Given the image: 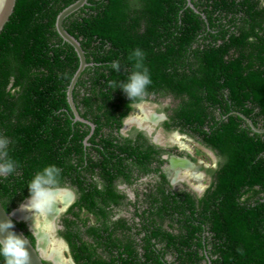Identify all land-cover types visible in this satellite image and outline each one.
Instances as JSON below:
<instances>
[{
  "label": "trees",
  "instance_id": "trees-1",
  "mask_svg": "<svg viewBox=\"0 0 264 264\" xmlns=\"http://www.w3.org/2000/svg\"><path fill=\"white\" fill-rule=\"evenodd\" d=\"M77 1L18 0L0 34V138L10 141L17 164L0 176L7 212L54 165L59 186L77 195L60 233L76 264H264V134L237 115L264 129V0H192L196 9L187 0H88L65 28L91 64L74 101L94 133L74 120L68 89L80 60L56 27ZM137 48L152 83L130 101L118 87L134 70ZM152 96L177 102L163 109L167 130L216 154L202 196L173 187L163 171L168 151L146 133H121ZM145 178L151 181L139 192ZM120 185L135 188L136 200ZM18 226L35 246L27 225Z\"/></svg>",
  "mask_w": 264,
  "mask_h": 264
},
{
  "label": "clouds",
  "instance_id": "clouds-1",
  "mask_svg": "<svg viewBox=\"0 0 264 264\" xmlns=\"http://www.w3.org/2000/svg\"><path fill=\"white\" fill-rule=\"evenodd\" d=\"M130 59L135 60L134 70L128 76L127 82L120 83L118 88L121 89L126 94V96L130 101L140 100L147 95V88L148 86L151 85L152 80L149 74V70L144 64L145 53L141 49L137 48L131 54ZM110 67L114 69L116 72H119L120 71L119 61H114L110 65ZM111 86L114 88L117 87L115 82H112ZM9 143L10 141L6 137L0 138V176H4V177H7L8 175L15 172L17 167L16 162L9 157V150H8ZM187 150H188V155H191L193 158H196L195 156H193L192 152L189 149ZM182 159L191 161L192 165L195 163L189 157ZM59 174H60V169H58L54 165L44 168L42 172H38L35 175V177L31 180L28 186L30 198L27 199L19 208L15 210L24 208L30 213H32V215H39L42 217H47L51 213H53L56 210L57 204L61 202L62 195L67 192H73L70 189L61 188L59 186V179H58ZM202 190L203 192L206 191L205 188H203ZM132 200L135 201L136 199L132 197ZM75 202L76 201L74 200L67 209L60 211L59 215H57V217L55 218L54 224H55L56 237L58 234L60 235V233L65 229L63 219L68 216V212L75 204ZM65 212L67 213L62 217V214ZM127 215H128L127 212L125 215L121 213V216H127ZM59 216L61 217L59 224L63 229H59V226H57L56 223ZM94 221L95 220L92 217V222ZM23 223L27 224L25 221ZM12 227H14V225L9 220L6 223L0 224V232H4ZM62 243H64V245L68 247L70 258H73L69 244L66 242L64 238ZM26 244H28L26 239H21L11 232H9L3 239H0V255L3 256L5 264H29L30 254L25 247ZM64 258H65V254H64Z\"/></svg>",
  "mask_w": 264,
  "mask_h": 264
},
{
  "label": "water",
  "instance_id": "water-1",
  "mask_svg": "<svg viewBox=\"0 0 264 264\" xmlns=\"http://www.w3.org/2000/svg\"><path fill=\"white\" fill-rule=\"evenodd\" d=\"M17 1L18 0H0V34L3 32V30L5 29L6 25L8 24V22L10 21V18L12 17V15L14 14L16 5H17ZM188 1V5L193 8L196 9L192 0H187ZM88 4V0H78L76 3L72 4L71 6H69L68 8H66L64 11H62L57 19V23H56V27H57V31L59 33V35L62 37V39L69 43L76 51L79 60H80V66L79 69L77 71V73L75 74L69 89H68V103L70 105V108L75 116L74 120L76 122H82L85 123L87 125H89L92 128V133L95 131L96 127L95 125L84 119L81 115L80 112L75 104L74 101V91L75 88L82 76V74L84 73V71L86 70L87 67H89L91 64L88 63L87 61V57H86V53L83 49V46L80 42V40L76 39L74 36H72L67 29L65 28V21L68 17H70L72 14L78 12L79 10H81L82 8H84L86 5ZM237 115L241 116L250 126V128L256 132V133H260V134H264V129L258 128L255 126V124L253 123L252 120H250L249 118L245 117L244 115L237 113ZM90 139V137H88L87 141H86V145H90L88 143V140ZM209 153L211 155H213L214 158H216L217 161V156L212 152L209 151ZM174 159H178V158H174ZM174 159L172 160V163L174 161ZM182 159V158H180ZM191 162V161H190ZM72 194L73 197V201L75 200V194H73L74 192H70ZM17 210H14L11 213H8L7 210L5 209V207L3 206V204L0 202V224L6 223L9 220L13 223L14 227L7 229L4 232H0V239H3L9 232L14 233L17 237L21 238V239H26V241L28 242V244H26V249L30 254V262L29 264H45L46 262H52L53 264H57L54 260L51 261L50 258H47L45 254H43V252L39 249V239L36 235V233L33 231V234L35 235L36 239H37V244L34 246L32 244V242L29 240V238L26 236L25 232L18 226V223L20 222H27L26 220H24L23 218H19L16 217L14 215V213ZM29 224V223H28ZM30 226V224H29ZM67 251L68 247H67ZM70 263L71 264H75L73 258H70Z\"/></svg>",
  "mask_w": 264,
  "mask_h": 264
},
{
  "label": "flooded vegetation",
  "instance_id": "flooded-vegetation-1",
  "mask_svg": "<svg viewBox=\"0 0 264 264\" xmlns=\"http://www.w3.org/2000/svg\"><path fill=\"white\" fill-rule=\"evenodd\" d=\"M153 101L152 102H154V103H156V104H158V105H160V106H165L166 104H168V106H170V107H172V108H174L175 107V104L177 103H175L174 104V100L171 98V97H169V98H157V97H154V96H152V98H151ZM147 102V101H146ZM146 102H143L142 104H139L138 106H136V112H138V114L140 113L141 115L140 116H145L142 112V105H144V103H146ZM167 106V107H168ZM141 108V109H140ZM166 108V107H165ZM156 109V107H151V109L150 110H147L146 112L148 113V112H153L154 113V115H155V117L158 115V113H156L157 111L158 112H161V110L163 111V109H157V111L155 110ZM138 110V111H137ZM156 111V112H155ZM136 112H134V113H132L131 115H130V117L128 118V119H126V121H125V123H124V128L121 130V133L123 134V136H125V137H129L130 135H131V132L134 130V129H137V131L138 132H144V133H146V136L150 139V141H151V143H153V144H155V145H157V146H159V147H161V148H163V149H165V150H167L168 151V153L167 154H165L162 158L164 159V160H167L168 162H166L164 165H163V171L168 175V179L171 181V184L173 185V187L175 188V189H183V190H190V191H193V192H195L196 194H198L199 196H202L203 195V190H199L198 188L197 189H194L193 188V186L190 184V181H188L187 179H181V178H179L178 176L180 175V174H178V172L179 173H181L182 172V170L180 169V171H177V173H176V171H174V173H172V171L170 170V168H175V166H174V164L175 163H177V161L178 160H184V159H180L181 158V156L180 155H178V153L180 154V153H182L180 150H179V148L177 149H173L172 147H173V143L172 142H170V143H167V142H165L164 141V139H163V135L162 134H160V136H163L162 138L160 137L159 139L157 138V136H158V134H159V132L160 133H163V132H165L164 134H166V133H168V131H166L167 129H166V127L164 126V124L169 120V114L170 113H167V112H165V111H163L164 112V114H163V116H164V119H161L157 124H156V122L154 123V122H150L151 124H156V125H153L154 127H152V128H145V127H143V126H140L139 125V123L138 122H133V120H135V119H139L138 118V116L136 115L135 116V113ZM167 113V114H166ZM166 114V115H165ZM135 118V119H134ZM157 118V117H156ZM156 118H155V121H156ZM89 121V120H88ZM146 125V124H145ZM162 125V126H161ZM162 127V128H161ZM127 129H128V131H127ZM162 129V131H160ZM127 131V133H125L124 131ZM137 132V133H138ZM94 133V132H93ZM174 133L176 134H178V135H180V134H182L181 133V131L180 130H174ZM188 136H189V134H188ZM190 140H193V141H195V144H196V149H198V150H201V151H204V149H206L207 151H212V150H209V149H207L205 146H203L200 142H199V140L198 139H195V138H193V137H191L190 136ZM185 145V144H184ZM183 145V147H186V145L184 146ZM175 146V145H174ZM171 151H173V153L172 154H170V152ZM175 151V152H174ZM213 152V151H212ZM177 153V154H176ZM214 153V152H213ZM215 154V153H214ZM216 155V154H215ZM174 158H178V159H174ZM174 159V161H173V163H172V160ZM195 159H197V158H195ZM175 160H177V161H175ZM188 161V160H187ZM191 165H192V163L190 162V161H188ZM195 163H198V159H197V162H195ZM175 169H178V167H176ZM203 173H205V172H203ZM206 174V176L208 177V181H209V185L211 184V177L208 175V173L206 172L205 173ZM157 179H158V177H156ZM178 180H181V182L180 181H178ZM151 181V179L149 178H145L143 181H142V183L140 184V186L139 187H136V189L138 190L139 189V192H140V187L142 186V184L143 185H145V187H146V184H147V188H148V185H149V182ZM176 181H177V183H179V184H177L176 183ZM209 185L207 186V188L209 187ZM207 188H205V190L207 189ZM119 189L120 190H126L127 192H128V194H129V197L131 198V200H132V197H134L135 199H136V194H135V191H137V190H135V188H132V189H130V188H128L127 186H125V185H120L119 186ZM146 189V188H145ZM142 191V190H141ZM74 192V191H73ZM75 193V192H74ZM75 195H76V193H75ZM76 199H77V195H76V198H75V201H76ZM123 213H126V211H122V214ZM122 217H124V216H122ZM127 217H129V218H131L132 217V215L131 214H128L127 215ZM58 220L59 219H57V222H58ZM60 222V221H59ZM62 222V221H61ZM27 223V222H26ZM62 224V223H61ZM27 225V227H28V229H29V231L31 232V233H33V230L31 229V227L29 226V224L27 223L26 224ZM59 229H63L61 226H59Z\"/></svg>",
  "mask_w": 264,
  "mask_h": 264
},
{
  "label": "rangeland",
  "instance_id": "rangeland-1",
  "mask_svg": "<svg viewBox=\"0 0 264 264\" xmlns=\"http://www.w3.org/2000/svg\"><path fill=\"white\" fill-rule=\"evenodd\" d=\"M143 107V109H142V113L145 115V112L147 111V110H150L151 109V107H156V111H157V109H165V107H167L168 106V104H166L165 106H160V105H158V104H156V103H154V102H151V101H147L146 103H144V105H142ZM138 111V110H137ZM155 111V112H156ZM164 111V110H163ZM151 112V111H150ZM153 113V112H152ZM156 113H158V115H157V118H156V120H158V122L161 120V118L162 119H164V116H163V114H164V112H162V110H161V112H156ZM167 114V113H166ZM165 114V115H166ZM133 115V114H132ZM138 116V118H140V117H144V116H140L141 114L139 113L138 114V112H136L135 113V116ZM140 123H142V122H140ZM142 124H144L145 125V123H142ZM153 125H156V124H153ZM153 125H152V127H153ZM162 126V125H161ZM162 128V127H161ZM127 131H128V129H127ZM127 131L125 130L124 132L125 133H127ZM160 131H162V129L160 130ZM166 131H168V133H166V134H164L165 132H163V133H160L159 132V134H158V136H157V138L159 139L160 137L162 138V136H160V134H162L164 137H163V139H164V141L165 142H167V143H170V142H172L173 144V149L175 150L177 147L179 148V150L181 151V152H183L184 154H188V150L187 149H189L191 152H192V154H193V156H195L197 159H198V163H194L191 167H193L192 169H194V170H189V169H182V168H178V169H175V168H170V170L172 171V173H174V171H176V173H177V171H180V169L182 170V172L181 173H179L178 172V174H180L178 177L179 178H181V179H187L188 181H190V184L193 186V188L194 189H199V190H202L203 188H207V186L209 185V179H208V177L206 176V170L207 169H216L217 168V163H218V159H217V161H216V158H214L213 157V155H211L210 153H208L209 151H207L206 149H204V151H201V150H198V149H196V144H195V141H193V140H190V136H188V134L187 133H182V134H180V139L178 138V140H180L181 142H183L185 145H186V147H183V145L181 144V143H178V142H175L174 141V139H175V136L176 135H178L177 133L175 134L174 133V130H171V131H169V130H166ZM179 136V135H178ZM175 142V143H174ZM171 144V143H170ZM175 145V146H174ZM177 148V149H178ZM182 158H188L187 156H181ZM193 171V172H192ZM203 172H205V173H203ZM197 174V175H196ZM203 176V177H202ZM194 177V178H193ZM178 181H180L181 182V180H178ZM176 183H177V181H176ZM177 184H179V183H177ZM200 187V188H199ZM201 187H202V189H201ZM145 188L147 189V184H146V187H145V185H143L142 184V186L140 187V189L142 190V191H144L145 190ZM61 203V206H62V208H61V206H60V204L58 203L57 204V207H58V209H62V210H64L63 209V203L62 202H60ZM69 207V206H68ZM67 207V208H68ZM67 208H65V209H67ZM67 212H65V213H63L62 214V217L66 214ZM31 215H32V213H30ZM126 213H123V215H125ZM34 218H36L37 216L36 215H32ZM119 216H121V214L119 215ZM71 218H73L72 216H70ZM59 220H58V222H56L57 223V226H60V220H61V217L59 216V218H58ZM45 222V220H44V218H40L39 219V221L38 222H41V223H43V222ZM40 226V228H42V226L41 225H39ZM54 227H55V224H54ZM34 232H35V230H33ZM53 234L55 235V228H54V231H53ZM56 237V236H55ZM56 239L57 240H59V241H61V242H63V237H61L59 234L57 235V237H56ZM45 242V241H44ZM65 260L67 261V262H69L68 264H70V254H69V252L68 251H66L65 252Z\"/></svg>",
  "mask_w": 264,
  "mask_h": 264
},
{
  "label": "bare ground",
  "instance_id": "bare-ground-1",
  "mask_svg": "<svg viewBox=\"0 0 264 264\" xmlns=\"http://www.w3.org/2000/svg\"><path fill=\"white\" fill-rule=\"evenodd\" d=\"M156 117H155L154 113H152V112H148V113L145 112L144 117H140L139 119L134 118L135 120H133V122H138L140 126H143L145 128H147V127L152 128L153 124H151L150 122L158 123V120L155 121ZM140 122L145 123L146 125H144ZM178 138L180 139V135L179 136L176 135L174 141L184 145V143L181 142L180 140H178ZM175 161H177V160H175ZM174 166H175V168L178 167V168H182L183 170L184 169H189V170L192 169L190 167L192 165L187 160H178L177 163L174 164ZM201 189H202V187H201ZM61 202L63 203V209L67 208L73 202L72 194L70 192L63 194L61 197ZM59 204H61V203H59ZM60 211H62V209L61 208L58 209V207L56 206V210L53 213H51L49 216L42 217V216L36 215L37 217L34 218L30 214L29 211H27L24 208H20L19 210H17L14 213V215L16 217L23 218L26 221H28L31 229L35 230V233H36V235L39 239V242H40L39 243V249L43 252V254L46 255L47 258H50L51 261L54 260L57 264H68L69 262L65 261V258H64V254H65V251L67 250V247L64 245V243L57 240L55 235L53 234V231L55 228L54 227V221H55V218L57 217V215H59ZM41 217L44 218L45 222H43V221H42L43 223L38 222ZM39 225H41L42 228H40Z\"/></svg>",
  "mask_w": 264,
  "mask_h": 264
}]
</instances>
